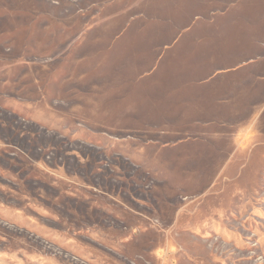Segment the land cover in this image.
<instances>
[{
	"label": "rangeland",
	"instance_id": "374dc122",
	"mask_svg": "<svg viewBox=\"0 0 264 264\" xmlns=\"http://www.w3.org/2000/svg\"><path fill=\"white\" fill-rule=\"evenodd\" d=\"M143 9L0 0V264H264V136L139 121L171 107Z\"/></svg>",
	"mask_w": 264,
	"mask_h": 264
},
{
	"label": "crops",
	"instance_id": "0c3cea01",
	"mask_svg": "<svg viewBox=\"0 0 264 264\" xmlns=\"http://www.w3.org/2000/svg\"><path fill=\"white\" fill-rule=\"evenodd\" d=\"M144 2L147 9L139 15L146 17L132 27L140 34L150 29L137 49L151 58V75L159 76L143 86H159L156 99L171 107L163 117L139 121L164 131L167 121L180 129L249 115L253 132L264 136V0H138ZM133 35L119 42L120 52L130 39L139 40ZM162 74L167 78L160 83Z\"/></svg>",
	"mask_w": 264,
	"mask_h": 264
}]
</instances>
